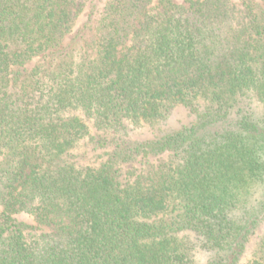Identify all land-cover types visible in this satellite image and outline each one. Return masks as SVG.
Returning a JSON list of instances; mask_svg holds the SVG:
<instances>
[{"label":"trees","instance_id":"16d2710c","mask_svg":"<svg viewBox=\"0 0 264 264\" xmlns=\"http://www.w3.org/2000/svg\"><path fill=\"white\" fill-rule=\"evenodd\" d=\"M0 264H264V0H0Z\"/></svg>","mask_w":264,"mask_h":264},{"label":"rangeland","instance_id":"374dc122","mask_svg":"<svg viewBox=\"0 0 264 264\" xmlns=\"http://www.w3.org/2000/svg\"><path fill=\"white\" fill-rule=\"evenodd\" d=\"M84 17L80 18V21L78 22V26H81L82 23L84 22ZM184 119V113H182L181 111H177L175 112L172 117L168 120L167 125L172 126V127H176L178 125V123L180 121H182ZM135 136H139V137H147L148 133L146 132L145 129H137L134 133ZM24 220H28L27 218H21Z\"/></svg>","mask_w":264,"mask_h":264}]
</instances>
